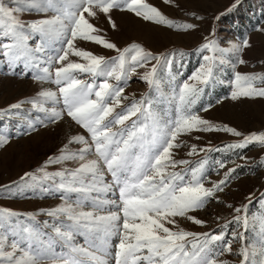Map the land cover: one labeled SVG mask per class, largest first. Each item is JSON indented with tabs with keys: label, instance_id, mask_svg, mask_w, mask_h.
Returning a JSON list of instances; mask_svg holds the SVG:
<instances>
[{
	"label": "snow or ice",
	"instance_id": "6c2138e0",
	"mask_svg": "<svg viewBox=\"0 0 264 264\" xmlns=\"http://www.w3.org/2000/svg\"><path fill=\"white\" fill-rule=\"evenodd\" d=\"M114 10L177 31L195 27L168 19L146 0H0V57L6 60L9 74L14 75L18 67L24 69L22 76L38 70L33 71L32 79L56 85V90H41L37 98L0 110V117L27 120V128L32 130L36 120L14 111L30 103L33 110L47 114L48 123L66 116L87 134L69 137L60 154L49 157L36 170L41 175L25 173L21 177L25 182H50L45 191L60 192L63 202L46 212L58 221L52 225L54 235L19 219L25 215L32 220V214L0 209V264H109V259L114 264H229L219 259L232 253V241L225 242L226 230L235 222L244 231L233 232V239L246 240L248 205L235 207L232 221L219 233L186 231L179 227L177 218L203 227L205 222L191 213L205 208L222 192L236 169H229L223 179L206 187L207 157L196 162L177 160L173 150L183 146L179 140L182 135L192 132L223 131L242 136L234 128L204 119L195 108L216 82L218 67L227 62L231 52L248 47V41L226 49L216 39L205 37L197 50L203 53L202 62L180 81L182 73L173 66L177 56L182 66L187 55L183 51L154 54L138 43L120 48L101 34L103 30L92 20L103 15L116 29L111 16ZM25 13L42 14V18L27 22L21 19ZM80 42L93 43L116 55H97L79 47ZM139 69H144L140 78L155 96L145 94L129 100L125 87ZM85 75L91 82L81 78ZM258 80L264 81V75L235 73L231 99L264 97V88L255 87ZM55 105L62 107L58 110ZM9 131L0 130V147L10 142ZM73 144L80 147L73 150L69 147ZM250 144L264 147V132L244 135L224 149L192 145L187 155L243 149ZM67 161L78 166L46 170L51 164ZM105 170L111 182L106 181ZM261 196L258 203L264 206V193ZM246 199L252 202L251 195ZM251 226L257 235L253 243H242L237 253L240 264H264V211L252 216ZM77 236L83 237V243L76 242ZM57 241L62 243L60 251L53 247Z\"/></svg>",
	"mask_w": 264,
	"mask_h": 264
},
{
	"label": "rangeland",
	"instance_id": "374dc122",
	"mask_svg": "<svg viewBox=\"0 0 264 264\" xmlns=\"http://www.w3.org/2000/svg\"><path fill=\"white\" fill-rule=\"evenodd\" d=\"M146 2L156 7L168 19L181 24H192L195 27L187 31H177L118 10L111 13L117 25L116 29L111 27L103 15L92 20V23L103 30L102 35H106L107 39L120 48L138 43L154 54L183 51L187 55L182 60V66L179 56L173 66L174 71L182 73L178 77L180 81L187 79L202 62L203 53H198L197 50L205 42V37L216 39L219 46L226 49L231 48L233 44L242 45L244 40L248 41V47L231 52L227 62L218 67L216 82L206 89V94L195 108L204 119L217 126L234 128L242 136L237 137L223 131L192 132L182 135L179 140L183 142V146L173 150L177 160L188 159L196 162L207 157L206 187H211L212 183L223 179L229 169H236L222 192H218L205 208L191 213L205 222L203 227L184 218H177V221L179 227L186 231L219 233L225 223L232 221L235 207L248 205L250 226L244 233L246 240L233 239V232L239 234L244 230L235 222L229 223L225 242L232 241V253H224L219 257L229 264H240L241 258L237 253L242 243H253L257 235L251 226V218L264 211V206L258 203L262 198L261 194L264 193V147L250 144L243 149L201 152L191 157L187 153L192 145H196L197 149L206 147L224 149L225 145L240 141L244 135L264 132V97L252 99L242 97L235 101L231 99L235 73L264 75V0H169V3H165V0H146ZM41 18L42 14L35 13H25L21 16V19L27 22ZM213 32L214 37L210 35ZM31 43L35 45L34 41ZM78 46L106 58L116 55L112 50L103 49L89 42H80ZM70 58L78 60L76 57ZM240 60L244 63H239ZM10 71L6 60L0 57V110L8 109L10 105L20 101L37 98L41 90H56V85L50 81L32 79L33 71L38 70L29 71L23 76L22 67L16 68L14 75L9 74ZM143 72L144 69H139L138 74L133 75L125 87L124 95L129 97V100L140 99L145 94L155 96L141 80L140 74ZM81 78L91 82V78L86 75ZM254 83L255 87L264 88V81L258 80ZM206 105L211 107L208 111H202V107ZM55 107L59 110L62 106ZM159 107L166 109L167 105ZM14 111H19L22 115L30 114L29 118L36 120V127L29 130L27 120L19 117L12 119H8L7 116L0 117V130L9 129L8 134L11 136L10 142L0 147V209L32 214L34 217L32 220H27L25 215H21L19 219L25 223L39 225L43 232L54 235L52 225L58 221L46 215V212L63 202L60 199L61 193L55 190L45 191V187L50 184L48 181L41 184L29 179L25 182L21 177L25 173L41 175L36 170L44 166L49 157L59 155L60 149L68 142L69 137L78 133L87 134L66 116L56 123H48L47 114L33 110L30 103H24L20 110ZM40 120L44 123H40ZM69 147L75 150L80 146L73 144ZM218 162H223L225 167L220 168ZM77 166L76 162L67 161L63 164H51L46 170L54 172ZM105 179L108 182L112 179L106 170ZM250 195L251 203L246 199ZM45 222L48 224L45 225ZM76 242L83 243V237L77 236ZM115 242L114 238L113 243ZM53 247L60 251L62 243L57 241ZM109 264H114V260L109 259Z\"/></svg>",
	"mask_w": 264,
	"mask_h": 264
}]
</instances>
